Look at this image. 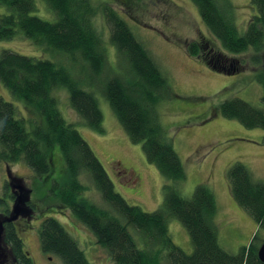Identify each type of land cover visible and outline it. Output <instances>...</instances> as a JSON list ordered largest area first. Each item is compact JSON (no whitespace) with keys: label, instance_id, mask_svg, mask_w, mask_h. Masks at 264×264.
Returning <instances> with one entry per match:
<instances>
[{"label":"trees","instance_id":"trees-1","mask_svg":"<svg viewBox=\"0 0 264 264\" xmlns=\"http://www.w3.org/2000/svg\"><path fill=\"white\" fill-rule=\"evenodd\" d=\"M43 1L56 15L54 23L31 15L35 11L33 0H0L6 10L0 14V41L20 35L36 47L62 53L78 62L86 77L74 78L63 65L49 60L0 50V83L14 100L23 104L30 116L25 119L12 103L0 96V163L22 162L37 177H43L50 173L51 152L58 147L66 177L59 186L52 185L51 193L58 190L59 204L89 230L112 264H160L162 257L168 264H263L258 258V249L264 241V183L254 182L250 171L240 162L228 167L231 196L250 215L256 231L237 254L225 251L218 243L212 191L201 184L190 198H185L177 188L184 179L183 167L158 123L155 110L168 90V83L127 21L110 4L97 0ZM190 1L223 50L241 55L264 49V0H251L256 15L243 33L238 30L234 7L229 0ZM97 18H102L109 31V46L96 27ZM109 49L117 55L118 61L120 58L125 61V70L120 61L118 69L122 71L108 64ZM186 49L192 57L199 55L195 42H190ZM107 69L112 70L113 75L101 82L104 98L129 140L141 144L146 160L170 183L163 186L162 203L152 212L129 205L114 191L87 142L63 119L57 107L56 95L63 88L70 108L84 124L103 133V117L97 99L84 88H95L91 81L99 79ZM256 80L263 90V108L234 98L222 103L218 110L224 118L236 120L247 129L264 131V69L257 73ZM82 173L87 174L110 210L97 207L83 196L87 188L79 181ZM8 194L7 184H4V195L0 198L2 212L9 208L11 197ZM170 219L177 220L187 231L191 254L173 243L167 228ZM38 237L42 251L58 257L62 264H90L78 241L57 219L43 221ZM24 264L33 263L26 260Z\"/></svg>","mask_w":264,"mask_h":264},{"label":"rangeland","instance_id":"rangeland-1","mask_svg":"<svg viewBox=\"0 0 264 264\" xmlns=\"http://www.w3.org/2000/svg\"><path fill=\"white\" fill-rule=\"evenodd\" d=\"M97 1L110 4L124 17L135 38L145 47L165 76L168 90L163 93L155 110L158 123L183 167L184 179L177 188L185 198H190L195 188L201 184L212 191L216 202L214 224L218 243L225 251L237 254L249 243L256 227L250 215L232 198L227 169L232 163L240 162L250 171L254 182L264 183V131L247 129L236 120L224 118L218 108L225 101L234 98L263 108V90L256 80V75L264 69V49L259 53L248 51L241 55L223 50L202 22L196 6L190 0ZM229 1L234 7L238 30L243 33L250 19L256 15V10L251 5V0ZM33 2L35 11L31 13L32 16L50 23L56 21L55 13L43 0ZM4 13L5 7L0 5V14ZM96 27L102 32L107 43L109 31L102 18H97ZM190 42L198 44L199 54H222L226 58L237 59L242 65L240 71L230 72L228 65V68L220 69L209 65L203 58L190 56L186 49ZM107 45L109 46V42ZM0 50L49 60L63 65L74 78L86 77L81 73V65L73 62L67 55L36 47L20 35L9 41H0ZM108 61L116 71H122L118 69L119 61L122 69H126L125 61L122 58L118 61L117 55L111 50ZM88 73L90 75V72ZM112 75V70L107 69L99 79L91 81L96 85L95 88H84L92 92L97 99L103 117V133H97L84 124L70 108L68 94L63 88L59 89L56 95L57 107L63 119L72 124L87 142L110 178L114 191L129 205L137 206L144 212H152L162 203L163 186L170 183L146 160L141 144H134L129 140L104 98L101 82ZM0 96L12 103L25 119L30 117L23 104L14 100L1 83ZM26 128L30 129L28 125ZM50 160L51 171L43 177H37L22 162L0 163V198H3L4 182L10 175V178H14V186L19 185L24 193L28 191L29 196L26 194L25 199L28 198V202L35 206L36 214L31 215L23 202L21 208L24 213L18 217L20 228L25 231L27 249L31 251L37 264H42L41 257L36 254L39 222L34 219L41 215L44 219H57L78 241L90 264H112L107 252L96 244L89 230L68 210H60L58 190H53L54 195L51 193L52 185L56 183L59 186L66 177L65 165L58 147L53 148ZM79 181L87 188L84 197L97 207L110 210L87 174L82 173ZM14 188L18 193V189ZM53 212L65 213L68 218L63 219L59 214L54 217ZM167 228L173 243L185 253L191 254L192 245L184 227L177 220L170 219ZM129 231L132 232V229ZM132 234L138 246L142 247L135 233ZM53 264L62 262L55 257ZM160 264L168 263L162 257Z\"/></svg>","mask_w":264,"mask_h":264},{"label":"flooded vegetation","instance_id":"flooded-vegetation-1","mask_svg":"<svg viewBox=\"0 0 264 264\" xmlns=\"http://www.w3.org/2000/svg\"><path fill=\"white\" fill-rule=\"evenodd\" d=\"M247 28V27H246ZM246 31V29H245ZM245 54V53H242ZM197 57L203 58L209 65L211 64L214 67H218L220 69L230 67V72H239L241 66L239 61L234 58H226L222 54H199ZM228 65V67H227ZM264 68V65H263ZM4 184H7L8 195L11 197L9 203V208L5 212L0 211V264H24L26 260H31L33 264H37L35 257L32 256L31 251L27 249V239L24 237V230L20 228L18 218L11 220V207L14 201L17 198L16 191L12 192L8 186V181L5 180ZM11 204V205H10ZM27 209L29 214L35 215L36 211L34 212V207L31 202L26 203ZM30 207V208H29ZM60 210L63 209V206H59ZM57 214L61 215L63 219L68 218L65 213H56L53 212L52 216H56ZM44 217V216H43ZM41 215L35 217L34 219L38 220L39 227L41 226L42 222L45 221ZM44 219V220H43ZM40 220V221H39ZM38 229L37 228V237H38ZM15 240V242H13ZM16 241H19L17 243ZM36 254L41 257L42 264H53L55 261V257L44 253L40 246V241L38 237V246L36 249Z\"/></svg>","mask_w":264,"mask_h":264},{"label":"water","instance_id":"water-1","mask_svg":"<svg viewBox=\"0 0 264 264\" xmlns=\"http://www.w3.org/2000/svg\"><path fill=\"white\" fill-rule=\"evenodd\" d=\"M10 175H8V185H9V188L11 189L12 192H15L14 191V187H16L18 189V193H16L17 195V198L16 200L14 201L12 207H11V214L12 216L10 217L11 220H14L17 218L18 215H20L22 212L24 213V209L21 208V204L23 202H25V204L28 202V198L25 199V195L27 194V197L29 196V193L28 191L26 190V192L24 193L23 189L20 188L19 185L17 186H14V183H13V180L14 178H10L9 177ZM10 179V180H9ZM27 209V208H26ZM25 209V211L27 212V210ZM1 226V225H0ZM258 258L259 260L264 264V241L262 242V244L260 245L259 249H258Z\"/></svg>","mask_w":264,"mask_h":264},{"label":"crops","instance_id":"crops-1","mask_svg":"<svg viewBox=\"0 0 264 264\" xmlns=\"http://www.w3.org/2000/svg\"><path fill=\"white\" fill-rule=\"evenodd\" d=\"M254 222V221H253ZM255 224V223H254ZM255 227H256V224H255Z\"/></svg>","mask_w":264,"mask_h":264}]
</instances>
